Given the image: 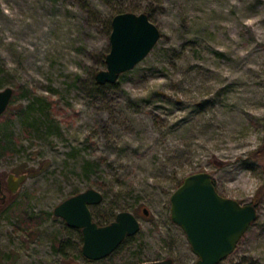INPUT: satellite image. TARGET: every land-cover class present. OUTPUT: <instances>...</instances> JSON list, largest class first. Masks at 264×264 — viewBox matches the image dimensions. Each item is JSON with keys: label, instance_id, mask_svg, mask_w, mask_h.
Wrapping results in <instances>:
<instances>
[{"label": "rangeland", "instance_id": "374dc122", "mask_svg": "<svg viewBox=\"0 0 264 264\" xmlns=\"http://www.w3.org/2000/svg\"><path fill=\"white\" fill-rule=\"evenodd\" d=\"M119 9L147 11L159 34L113 81L98 82L108 17ZM5 84L19 95L0 112L1 129L13 135L12 151L0 153V264H130L165 255L193 264L168 194L196 169L209 170L220 193L258 200L254 219L214 264H264V158L249 155L264 142V0H0ZM22 88L49 101L48 129L23 133L19 114L9 115L28 101ZM85 159L96 162L93 170H83ZM17 169L26 176L9 191L3 182ZM86 186L101 192L89 204L93 219L128 208L139 220L97 258L77 252V229L51 210ZM19 209L51 213L27 232L14 227Z\"/></svg>", "mask_w": 264, "mask_h": 264}, {"label": "water", "instance_id": "95a60500", "mask_svg": "<svg viewBox=\"0 0 264 264\" xmlns=\"http://www.w3.org/2000/svg\"><path fill=\"white\" fill-rule=\"evenodd\" d=\"M158 26L144 10L122 9L110 16L108 49L104 53V67L94 72L98 82L113 81L117 74L132 66L156 40ZM12 94V86L0 87V112ZM26 176L21 170L7 172L6 185L15 190ZM3 194V193H1ZM101 198L94 186H86L58 200L51 208L71 226L81 232L80 251L88 258L101 257L110 252L121 239L139 227L138 217L128 208L117 209L106 222L97 223L89 204ZM169 217L183 230L191 250L196 254L193 264H214L234 247L238 237L256 216V205L220 193L212 173L196 169L184 173L168 194ZM147 212L146 206H142ZM130 264H181L166 255L142 259Z\"/></svg>", "mask_w": 264, "mask_h": 264}, {"label": "trees", "instance_id": "16d2710c", "mask_svg": "<svg viewBox=\"0 0 264 264\" xmlns=\"http://www.w3.org/2000/svg\"><path fill=\"white\" fill-rule=\"evenodd\" d=\"M119 10H122V9H119ZM110 16L108 17V21H107L109 27H110ZM148 17H149V15H148ZM20 91H21L20 95H22V94L28 95V101L25 104H23V106H22V104H20L19 108L18 109H14L13 111H11L9 113V115L12 114V112H14V111H15L14 113H18L19 114V117H20V119L22 121L23 133H27L29 131V129H40L42 127H44L45 130L48 129L51 126V124H52V123L49 122L51 120L50 119L51 116H50V113H49V110H48L49 101L46 100V99L44 100L43 96H41L38 93L37 94L36 93L35 94L32 93V91L29 90V89L22 88V90L20 89ZM12 93H13V90H12ZM16 95L18 97L19 93H16ZM16 95H15V92H14V94H11L10 98L14 99ZM31 110H35L37 114H31L30 115ZM1 113H0V120L2 118H4V115H2ZM6 119H8V118L5 117V119H3V120H6ZM1 126L2 125H1V122H0V153L10 152V151H12V140H11V137H13V135H12V133L10 131L5 130V129H1ZM260 145L261 146L259 148L256 147V148L251 149L249 151V155L252 156V157H255V158L263 159L264 158V142H262ZM42 161H43V159H42ZM95 163H96L95 161L85 159L83 164H82V168H83L84 171L93 170L94 167H95ZM36 168H38V166H27L26 167V171L27 172H31L33 169H36ZM181 177L182 176H180L177 179V183L180 181ZM99 183L101 185H103V182L100 181ZM262 189H264V178L260 181V183H259V185L257 187V191H261ZM257 201L258 200L256 199V200H253L251 202H253L256 205ZM21 209L16 211L17 219L14 222V227H18V228L24 229L27 232L30 231V230L36 229L37 223L40 222L41 219L43 217H45V215L51 213L50 210L40 209V211H38V213H30V214L25 215L22 212ZM110 211H111V213L113 215L114 211L112 209ZM102 215L104 216V218H106L105 216L107 214L103 213ZM107 220L108 219H106L104 221H107ZM97 222H100V221H97ZM75 228L78 231L79 239L81 241L80 228L79 227H75ZM48 236H49L50 244H51L52 248L53 249H57V250H59V249L62 250L61 243H62L63 240L61 241L54 234H49ZM130 236H131V234L125 235L121 239V241L116 245V247H118L121 242H123L125 239H127ZM139 244H140V242H139ZM77 247H78L77 252L80 254L81 253L80 244ZM61 254H64V252H61Z\"/></svg>", "mask_w": 264, "mask_h": 264}, {"label": "flooded vegetation", "instance_id": "af4514ba", "mask_svg": "<svg viewBox=\"0 0 264 264\" xmlns=\"http://www.w3.org/2000/svg\"><path fill=\"white\" fill-rule=\"evenodd\" d=\"M17 172H20L21 170H16ZM14 174H16L17 172H14V171H12ZM4 184L3 185H5V187L7 188V190H9V191H12V190H10L8 187H7V185H6V178H5V182H3ZM14 191V190H13ZM1 193H3V194H1ZM5 194H6V192L2 189V182H1V176H0V199L1 200H3L4 198H5ZM143 206V205H142ZM141 209H142V207H141ZM143 211V210H142ZM133 212V211H132ZM134 213V212H133ZM135 214V213H134ZM136 215V214H135ZM113 217V216H112ZM95 220V219H94ZM96 221V220H95ZM108 221V220H107ZM97 222V221H96ZM103 222H106V221H103ZM97 223H102V222H97ZM116 247V246H115ZM114 247V248H115ZM113 248V249H114ZM112 249V250H113Z\"/></svg>", "mask_w": 264, "mask_h": 264}]
</instances>
